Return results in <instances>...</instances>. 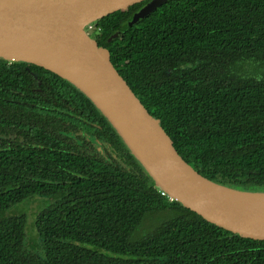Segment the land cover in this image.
<instances>
[{
  "label": "trees",
  "instance_id": "1",
  "mask_svg": "<svg viewBox=\"0 0 264 264\" xmlns=\"http://www.w3.org/2000/svg\"><path fill=\"white\" fill-rule=\"evenodd\" d=\"M148 1L99 19L97 44L187 163L264 191V0H165L129 24ZM33 195L53 200L34 221L41 252L24 248L26 216L5 212ZM0 264H264V240L162 195L75 85L0 58Z\"/></svg>",
  "mask_w": 264,
  "mask_h": 264
},
{
  "label": "water",
  "instance_id": "2",
  "mask_svg": "<svg viewBox=\"0 0 264 264\" xmlns=\"http://www.w3.org/2000/svg\"><path fill=\"white\" fill-rule=\"evenodd\" d=\"M144 0H0V58L25 61L68 80L117 130L132 154L169 197L204 219L244 237L264 240V210L238 195H264L214 182L178 153L84 27ZM165 0H149L133 24Z\"/></svg>",
  "mask_w": 264,
  "mask_h": 264
},
{
  "label": "rangeland",
  "instance_id": "3",
  "mask_svg": "<svg viewBox=\"0 0 264 264\" xmlns=\"http://www.w3.org/2000/svg\"><path fill=\"white\" fill-rule=\"evenodd\" d=\"M91 37H94L93 32H89ZM248 73H253L252 70H247ZM53 200L49 197L41 196V195H33L24 201L11 206L7 209L8 213L11 214H19L23 213L26 216V230H25V238L23 241L24 248L26 250H32L36 252L42 251V242L36 233V229L34 226V221L36 218V214L45 206L52 203ZM171 213H167L170 215ZM165 218V215L160 212H154L147 214L140 225L133 230L130 235L131 240H138L145 236L151 229H153L160 221Z\"/></svg>",
  "mask_w": 264,
  "mask_h": 264
},
{
  "label": "bare ground",
  "instance_id": "4",
  "mask_svg": "<svg viewBox=\"0 0 264 264\" xmlns=\"http://www.w3.org/2000/svg\"><path fill=\"white\" fill-rule=\"evenodd\" d=\"M238 198L258 209L264 210V195H238Z\"/></svg>",
  "mask_w": 264,
  "mask_h": 264
},
{
  "label": "built area",
  "instance_id": "5",
  "mask_svg": "<svg viewBox=\"0 0 264 264\" xmlns=\"http://www.w3.org/2000/svg\"><path fill=\"white\" fill-rule=\"evenodd\" d=\"M84 29H85V31H86L87 34H89V32L99 33L101 31V27L100 26H97L95 23L94 24H88V25H86L84 27ZM159 191H160V193L162 195L168 196L167 193L164 190H162V189L159 188ZM169 198L172 199L171 197H169Z\"/></svg>",
  "mask_w": 264,
  "mask_h": 264
}]
</instances>
